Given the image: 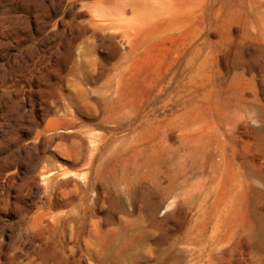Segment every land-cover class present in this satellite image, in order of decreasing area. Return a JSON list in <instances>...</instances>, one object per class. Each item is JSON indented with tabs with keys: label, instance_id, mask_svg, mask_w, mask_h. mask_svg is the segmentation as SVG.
I'll return each mask as SVG.
<instances>
[{
	"label": "rangeland",
	"instance_id": "1",
	"mask_svg": "<svg viewBox=\"0 0 264 264\" xmlns=\"http://www.w3.org/2000/svg\"><path fill=\"white\" fill-rule=\"evenodd\" d=\"M0 264H264V0H0Z\"/></svg>",
	"mask_w": 264,
	"mask_h": 264
}]
</instances>
